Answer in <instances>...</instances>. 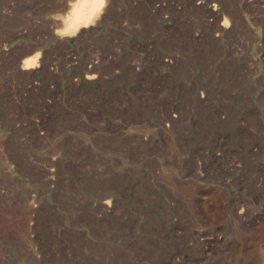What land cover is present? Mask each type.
Instances as JSON below:
<instances>
[{"label":"rangeland","instance_id":"rangeland-1","mask_svg":"<svg viewBox=\"0 0 264 264\" xmlns=\"http://www.w3.org/2000/svg\"><path fill=\"white\" fill-rule=\"evenodd\" d=\"M70 3L0 0V264H264V0Z\"/></svg>","mask_w":264,"mask_h":264},{"label":"bare ground","instance_id":"bare-ground-1","mask_svg":"<svg viewBox=\"0 0 264 264\" xmlns=\"http://www.w3.org/2000/svg\"><path fill=\"white\" fill-rule=\"evenodd\" d=\"M70 1L71 3L69 6V10L66 9L68 12H65L64 15L62 16V21H61L62 24L60 25V27L61 26L62 27L58 30L60 34H74V33L87 32L89 29L88 25L92 22V20L98 14V12L104 9L103 7L104 1L106 0H70ZM38 53H39L38 51L33 52V54L30 57L24 59L21 65V69H25L28 72H32L30 71L31 70L30 68L34 64L37 65L36 61H37ZM93 76L94 75L86 74L85 78L91 79ZM105 203H107V200L105 201Z\"/></svg>","mask_w":264,"mask_h":264}]
</instances>
